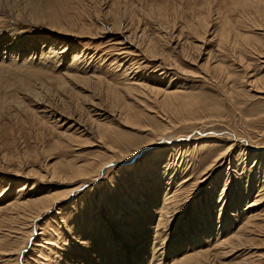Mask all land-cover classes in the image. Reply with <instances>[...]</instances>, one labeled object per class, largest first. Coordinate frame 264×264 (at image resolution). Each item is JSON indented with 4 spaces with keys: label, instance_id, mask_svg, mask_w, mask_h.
I'll list each match as a JSON object with an SVG mask.
<instances>
[{
    "label": "rangeland",
    "instance_id": "obj_1",
    "mask_svg": "<svg viewBox=\"0 0 264 264\" xmlns=\"http://www.w3.org/2000/svg\"><path fill=\"white\" fill-rule=\"evenodd\" d=\"M13 1L0 0V36L32 44L20 60L35 51L40 56L45 44L62 36L59 50L68 54L52 64L41 56L24 64L0 57V264H146L122 237L138 246L141 233L157 243L165 240L161 262L150 253V264H175L193 243L210 250L206 264H264V226L237 248L219 245L226 235L216 239L230 231L231 222L238 228L246 201L260 188L250 175L264 160V0ZM12 5L23 13L11 15ZM161 81L170 89L181 83L178 102H192L191 110L142 89ZM128 109L138 115L137 125L125 121ZM168 122L176 128L166 135L176 142L137 152L150 131ZM111 156L126 163L111 162L96 185L81 180L87 183L67 196L74 185L65 182L69 172L84 164L95 172ZM217 157L221 167L212 162ZM231 161L240 163L241 178L228 176ZM194 181L196 197L187 209L159 224L164 196ZM232 187L236 206L218 199ZM52 194L65 199L39 216L34 228L28 223V232L18 233L20 223L10 219L14 205ZM262 201L257 212L264 218ZM139 252L143 256L145 248Z\"/></svg>",
    "mask_w": 264,
    "mask_h": 264
},
{
    "label": "bare ground",
    "instance_id": "obj_2",
    "mask_svg": "<svg viewBox=\"0 0 264 264\" xmlns=\"http://www.w3.org/2000/svg\"><path fill=\"white\" fill-rule=\"evenodd\" d=\"M15 1V0H14ZM13 1V2H14ZM32 1V0H31ZM6 3L10 2V0H5ZM16 2V1H15ZM32 3V2H31ZM17 4V3H16ZM19 5V4H17ZM11 9H9V11H11V15H14L15 16H19L21 13H23V10L21 8H16V6L12 5V6H9ZM4 9V8H3ZM32 9V8H31ZM25 13V12H24ZM26 15V14H25ZM22 16V15H21ZM29 16V15H28ZM264 20V18H263ZM258 23V22H257ZM264 24V23H263ZM260 26V25H259ZM11 29V28H10ZM13 29V28H12ZM59 31L61 32H66V33H71L69 32L68 30L67 31H64L62 29H60ZM11 32V31H10ZM90 33V31H88ZM0 33H1V30H0ZM85 34L84 32H80V34L78 35H83ZM230 35V34H229ZM227 36V35H226ZM225 36V38H226ZM1 37V36H0ZM10 36L6 34V36H2L0 38V42L2 43L4 40H7V38H9ZM56 37V36H55ZM54 37V38H55ZM66 36H62V37H59L57 38L58 40L54 41L53 43H50V44H45L44 47L39 51L41 52V58L40 56H35L36 55V52L35 51L33 54V56H27L25 59L23 60H20L21 58H23L22 56V50L23 49H30L32 47V44H29L27 45L29 42H24L23 44H19V43H15L13 44L12 42H9L7 40V44L5 45H0V48H4L3 50V54L4 56H0L1 58H8L9 60L8 61H11V62H16V63H20L21 64H24V63H28V62H31V61H36V59L38 60L40 58V61L42 60L43 62L42 63H54V61L57 59L59 60H64L65 57H67L65 54H68L67 51L63 50V51H60V47L58 46V44H60L61 42H65L64 38ZM229 38V37H228ZM239 38L236 36V39ZM49 39V38H48ZM47 40V39H46ZM51 40V38H50ZM60 40V42H59ZM229 40V39H228ZM38 44V42H37ZM125 44V43H124ZM4 46V47H2ZM20 46V47H19ZM25 46V47H24ZM36 46V45H35ZM156 45L154 46H151L149 45L148 47H154L155 48ZM34 47V46H33ZM21 48V49H19ZM46 48L47 51H46ZM68 48V47H67ZM25 50V51H26ZM37 50H38V46H37ZM67 50V49H66ZM18 52L20 56H18L17 53H14V52ZM74 52V51H73ZM0 53H1V50H0ZM125 53V52H124ZM155 53V52H154ZM17 54V56H16ZM156 55V54H154ZM153 55V56H154ZM157 56V55H156ZM20 58V59H19ZM73 61L77 60V56H73L72 58ZM79 60V58H78ZM55 61V62H56ZM6 62V61H5ZM58 62V61H57ZM63 62V61H62ZM75 63V62H74ZM47 65V64H46ZM45 65V66H46ZM221 65V64H219ZM53 66V65H52ZM47 67V66H46ZM51 67V66H50ZM54 67V66H53ZM52 68V67H51ZM72 78H78V79H88V78H81V77H78V76H73L71 75ZM66 77V76H65ZM173 79V78H172ZM82 83V82H81ZM169 83V82H168ZM160 86H148V85H145L147 87H142L143 91L144 90H147V92H151V93H155V94H162V96H164V100L166 102H168L169 104H174L173 106H175L176 108H183L185 110H188L189 109L191 110V107H192V102H189V101H185L183 99H180L179 102H178V99L177 98H180V96H183L184 95V92L182 90V87L183 85H181V83L177 84L176 87H174L175 89H170V87L172 86L170 83L167 84L165 86L164 83H162V81L160 83ZM140 85V84H139ZM161 85H163L164 87H162ZM179 85H181L182 87H179ZM144 86V85H143ZM166 87V88H165ZM138 88H140L138 86ZM181 88V91H179ZM150 90V91H148ZM142 93V92H141ZM145 93V92H144ZM150 94V93H149ZM135 95V94H134ZM141 96V95H140ZM144 96V95H143ZM115 98V97H114ZM118 98V97H117ZM189 98V97H188ZM148 99V98H147ZM196 100V99H195ZM130 101V100H129ZM193 101V100H192ZM196 102V101H195ZM129 103V102H128ZM140 103V102H139ZM159 103V102H158ZM198 103H199V100H198ZM194 104V102H193ZM200 104V103H199ZM144 106V105H143ZM159 106V105H158ZM195 106V105H194ZM156 107V106H155ZM161 107V106H160ZM170 107V106H169ZM123 108V107H122ZM157 108V107H156ZM180 108V109H181ZM133 109V108H131ZM117 110V109H116ZM178 111V109H176ZM175 111V110H174ZM155 114L156 116H158V112L155 111ZM160 114V112H159ZM127 116L126 118V122H130L134 125H137V120L136 117L138 116L136 113H133L130 109H128L126 111V114ZM163 115V113H162ZM123 117V116H122ZM97 118V117H96ZM99 118V117H98ZM103 118V117H101ZM133 119V120H132ZM91 120V119H90ZM94 121V119H92ZM113 120V119H112ZM111 120V121H112ZM140 120V119H139ZM103 121V120H102ZM188 121V120H187ZM196 121V120H195ZM78 122V121H77ZM110 122V121H109ZM184 122V121H183ZM120 123V122H119ZM93 124L96 126H101V121L100 120H97L95 119V121L93 122ZM128 124V123H127ZM126 124V125H127ZM176 124V123H175ZM92 125V124H91ZM131 125V124H129ZM140 125V124H139ZM142 125V124H141ZM93 126V125H92ZM122 126V125H121ZM128 126V125H127ZM133 126V125H131ZM177 126V124H176ZM138 127V126H136ZM142 127H145L144 125H142ZM134 128V126H133ZM148 128V127H147ZM145 129V130H148V129ZM174 128H176L172 123L168 122L167 124H165V126L159 130L157 133L156 132H153V131H150L152 134V137L149 138L147 144L144 146V147H139L137 148V152H140V151H144V150H157L159 149V147H163L165 146L164 144L167 142H176V140H174L170 135H166V132L169 131L172 129L174 130ZM150 129V128H149ZM105 131V130H104ZM107 131V129H106ZM92 134V133H91ZM168 134V132H167ZM166 135V136H165ZM235 135V133H234ZM234 135H230L228 136L229 138H231L232 140H234V142H238L240 141V138L239 137H235ZM209 137V136H208ZM189 138V137H188ZM186 138V139H188ZM212 138V137H211ZM173 139V140H172ZM191 140V139H190ZM230 141V140H229ZM224 142V141H223ZM178 144V143H177ZM181 144V143H180ZM229 144V142H228ZM242 146V145H241ZM178 147V146H177ZM175 148V147H174ZM142 149V150H141ZM231 150V149H230ZM248 150V149H247ZM233 151V150H232ZM136 152V151H135ZM227 152V151H226ZM225 153H223L222 155L220 156H224ZM157 153V152H156ZM246 155L250 153V150L246 151L245 152ZM166 154V153H165ZM165 154H159L158 158L161 157L162 155H165ZM232 156V155H231ZM258 156V155H257ZM263 156H264V153H263ZM135 157V156H134ZM249 157V156H248ZM162 158V157H161ZM220 157H217L215 160H213L212 162L215 164V166H217L218 164H216V162L219 160ZM225 156H224V160H225ZM245 158V157H244ZM243 158V159H244ZM104 159V158H103ZM247 159V157L245 158V160ZM262 159V160H261ZM260 161H259V165L258 166V170L256 169V171H252L251 172V177L253 179V182H254V187L256 188V184L259 185L258 183L260 182V185L257 186L260 187L259 190L257 191L256 195H255V198L253 199H250L248 201H246V207L243 209V220L242 222L240 223V225L238 226V228L236 229L235 226H233V223L234 222H231L230 223V231L229 232H225V231H222V233H218L219 235L217 236V240L221 239L224 235H226V238L222 240V243L219 244V245H232L233 247L236 245V246H240V245H245V243H247L248 241L250 242V240L252 239V236L251 233L256 230L257 228H261L263 229L262 227L264 226V218H263V213L261 214L260 212H257L258 211V205L263 202V198H264V170H262V166H263V158H261ZM115 160V157L111 156L109 157L106 161L104 162H101L99 164H97V167L95 168V172L97 173L96 174V177H91V172L95 173L94 172V169L93 170H90L88 167H85L86 165L84 164V167H79L77 165L78 168H75V170H73V172H69V176H70V179L69 177L68 180L69 181H66L64 178H63V182L65 180V182H68V183H72L74 184L73 186L71 185L70 186V189H68V195L72 194L73 192H75L77 189H79L80 187L84 186L86 183H82V184H79L81 182V180H86L88 178H91L90 180V185H96L98 182V180L102 179L101 175H104V170H106L107 166L113 162V163H116L117 165H122V164H125V163H121V162H116L114 161ZM224 160L222 162H224ZM229 160V159H227ZM133 161V160H132ZM157 161V159H156ZM233 162V164H232ZM235 162L234 161H231L230 164H232V166H230L229 170H231L233 167V172H235V174L233 172H228V176L229 177H232L234 179L236 178H241L239 177L238 174H240V169H239V165L240 163L238 164H234ZM261 163V164H260ZM169 165V164H168ZM213 165V164H211ZM88 166V165H87ZM219 166V165H218ZM222 164L219 166L221 167ZM229 167V166H228ZM87 168V169H86ZM103 168H105L103 170ZM131 170L134 171L135 168H137V164H133L131 166ZM152 168H154V165L152 166ZM218 168V167H217ZM246 168V167H244ZM65 171V170H64ZM71 171V170H70ZM125 173L128 174V175H132L130 169H124ZM57 171H52V173H56ZM72 173V175H71ZM174 173V172H173ZM145 175H147V173H144ZM51 175V174H50ZM67 175V174H66ZM94 175V174H93ZM235 175H237L235 177ZM54 176V175H53ZM68 176V175H67ZM148 176V175H147ZM147 176H143L142 177V180L145 179V177ZM210 176V175H209ZM61 178V177H60ZM153 178V177H152ZM62 179V178H61ZM140 180V179H139ZM205 180V179H204ZM231 180V179H230ZM153 181V179H151V182ZM78 182V183H77ZM145 182V181H144ZM219 182L220 180H217L216 184L213 186L214 189L213 191L216 190V188L218 187L219 185ZM137 183V182H136ZM139 183V182H138ZM140 184V183H139ZM70 185V184H69ZM197 185V183L194 181L191 183V185H188L187 187H182V188H178L176 187V190H172V194L170 193H167L166 196V199L163 201V203H161V205H163V207H161L160 211L161 212V219L159 221V224L160 223H164L167 221V219L169 218L168 221L170 220H174V218H179L180 217V213L181 212H184L186 209H187V206L189 204V202L196 197V192L197 189L195 186ZM253 187V188H254ZM233 188V187H232ZM252 189V188H251ZM212 190V189H211ZM228 189H223L221 195L218 197V199L222 198L224 199V203L225 204H234L236 206L237 202L232 200L235 196H237L236 192H234L235 188H233V191H227ZM256 190V189H255ZM66 191V190H65ZM238 191V190H236ZM250 191V190H249ZM58 192V191H57ZM64 193V192H63ZM215 195V192H213ZM248 192H246L245 194H247ZM170 194V195H169ZM250 194V193H249ZM65 195V194H64ZM252 195V193H251ZM249 195V196H251ZM63 194H60V195H56V194H52V195H42V196H37L36 198L32 199V200H26V201H22V202H19V204H15L14 205V209L12 208V216H10L11 220L12 218L15 219V221H18L20 224L17 223V227L18 229H20L21 231L18 232L20 234H22V232L24 231H27L25 229L28 228V223H31V226L34 228L35 227V221L38 219V217L42 216L43 214L45 215V213H49V211L51 210H54V209H57L58 208V202L62 201V199L65 197H62ZM66 196V197H67ZM184 197L183 199H181L180 197ZM232 198V199H231ZM237 198V197H236ZM239 198H242L241 195L239 196ZM184 200V201H183ZM202 200V198H201ZM231 200V201H229ZM181 202V203H180ZM232 202V203H231ZM181 204V205H180ZM27 207V208H26ZM156 208V206H155ZM221 213L225 210V205L223 204V206H221ZM263 209V208H262ZM11 210V209H10ZM11 211V212H12ZM264 211V210H263ZM112 212V211H111ZM228 213V212H227ZM111 214V213H110ZM113 214V213H112ZM11 215V214H10ZM137 216H139V214H137ZM170 216H172L173 218L170 219ZM236 216V215H235ZM235 216L232 218V220H234ZM9 217V216H8ZM158 217V216H157ZM227 217V216H226ZM224 218V220H222ZM228 218V217H227ZM263 219V220H262ZM4 220V218H3ZM7 220V219H6ZM6 220H5V223H6ZM24 220V221H22ZM220 220L221 221H225L226 218L223 217L222 215L220 216ZM2 221V220H1ZM9 221V220H8ZM14 221V220H13ZM13 221H11V224H13ZM21 221V222H20ZM3 222V221H2ZM1 222V223H2ZM171 222V221H170ZM220 222V221H219ZM10 223V221L8 222ZM7 223V224H8ZM16 223V222H15ZM167 223V222H166ZM225 223V222H224ZM223 223V224H224ZM149 225V224H148ZM162 225V224H161ZM1 226V225H0ZM11 226V225H9ZM224 226V225H223ZM3 227V226H2ZM12 227V226H11ZM17 227H14L15 229H17ZM30 227V226H29ZM147 227V226H146ZM159 227H161L159 225ZM157 229V232L158 234L161 233L159 232V228ZM163 228V227H162ZM224 229V227H223ZM260 230V229H259ZM18 231V230H17ZM163 231V230H161ZM263 231V230H262ZM9 232H10V229H9ZM14 232V231H13ZM28 232V231H27ZM165 232V230H164ZM164 232L163 234L161 235H164ZM264 232V231H263ZM262 232V233H263ZM17 233V232H16ZM26 233V232H25ZM25 233H23L24 235H26ZM153 233H156V230L153 231ZM167 233V232H166ZM165 233V234H166ZM142 236V240L141 242L139 243L138 246L136 245H133L134 243L131 242L132 239L130 238H126L124 237V235H122V237L126 240L125 241V244H126V248L127 250L129 251H136V254H137V257L138 259H141V260H145V263L146 264H150L152 261H153V258L149 259V255L151 253V255H156V258L158 259L159 262H161L162 258H163V255H162V252L161 251H164V239L162 242L160 243H157V238H155V240H151L150 237H149V234H144V233H141ZM206 234V233H205ZM6 235V234H5ZM4 235V236H5ZM264 235V234H263ZM3 237V236H2ZM8 237V236H6ZM168 237V236H167ZM4 238V237H3ZM1 239V238H0ZM6 239V238H5ZM4 239V240H5ZM138 239V238H137ZM2 243L6 242V241H2ZM248 242V243H249ZM111 244V243H110ZM159 244V245H158ZM201 245V246H200ZM200 245H198V243H193L191 246H188L187 249L185 250V253L184 255L181 256V258L178 260L177 263L175 264H206V262L208 261L209 259V254H210V250L209 249H205L206 245L204 243H201ZM147 246V248H146ZM153 246V247H152ZM162 246V247H161ZM235 246V247H236ZM1 247V246H0ZM145 248V254H143V256L141 255V253L139 252V249L140 248ZM237 248V247H236ZM149 249V252H148V255H147V250ZM164 253V252H163ZM7 255V253H5ZM160 257V258H159ZM18 259V258H16ZM15 260V259H13ZM248 260V259H247ZM150 261V262H149ZM110 262V261H109ZM122 262V261H120ZM174 262V261H173ZM173 264V263H172Z\"/></svg>",
    "mask_w": 264,
    "mask_h": 264
}]
</instances>
